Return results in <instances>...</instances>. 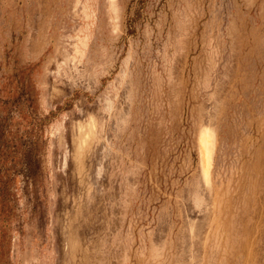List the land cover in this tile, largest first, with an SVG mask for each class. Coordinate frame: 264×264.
Listing matches in <instances>:
<instances>
[{
	"label": "rangeland",
	"instance_id": "obj_1",
	"mask_svg": "<svg viewBox=\"0 0 264 264\" xmlns=\"http://www.w3.org/2000/svg\"><path fill=\"white\" fill-rule=\"evenodd\" d=\"M0 264H264V0H0Z\"/></svg>",
	"mask_w": 264,
	"mask_h": 264
}]
</instances>
